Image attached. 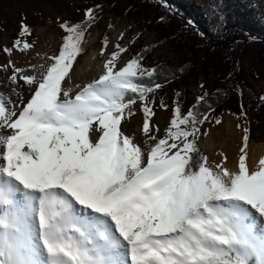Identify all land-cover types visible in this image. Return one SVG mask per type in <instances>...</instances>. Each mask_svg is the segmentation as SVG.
Instances as JSON below:
<instances>
[{
	"label": "snow or ice",
	"instance_id": "6c2138e0",
	"mask_svg": "<svg viewBox=\"0 0 264 264\" xmlns=\"http://www.w3.org/2000/svg\"><path fill=\"white\" fill-rule=\"evenodd\" d=\"M102 11L97 2L80 22L57 18L62 43L42 63L12 59L35 47L26 17L0 49L9 57L0 64V264H264V159L249 168L247 128L235 170L226 156L212 166L200 153L211 119L197 114L204 95L186 112L174 102L158 136L149 94L163 85L142 52L125 58L136 40L110 48L105 36L102 74L74 83ZM215 15L225 19L218 7ZM138 101L143 147L121 127Z\"/></svg>",
	"mask_w": 264,
	"mask_h": 264
},
{
	"label": "rangeland",
	"instance_id": "374dc122",
	"mask_svg": "<svg viewBox=\"0 0 264 264\" xmlns=\"http://www.w3.org/2000/svg\"><path fill=\"white\" fill-rule=\"evenodd\" d=\"M84 2H88V5L90 4L92 6L97 2L102 4L103 11L100 13L102 19L88 31L85 53L77 58V63L73 66L74 70L82 64V58L87 55V46L91 38L99 35L100 41L93 47H102L103 38L107 36L111 41L114 33L119 30H123L125 33L124 40H119V43L123 44L128 40H136L135 44L129 45L131 52L130 55H126V59L131 58L132 55H136L138 52H142L144 55L143 63L147 68H154L155 65L163 63L160 61H165L172 67L179 66L181 61L183 62L186 59L194 63L195 70L193 73L187 74V81L184 84L180 83L179 80L171 87L163 86L161 90L158 89L149 94V99L153 101V109L155 112L152 122L159 128L160 131L156 133L159 136L165 134L171 118V109L168 108L166 110L160 107L162 103H167L160 98L161 92L164 95L172 97L174 102H180L183 99L181 91L185 89L187 94V111L190 106L196 103L198 96H214L222 93L225 89L232 88L230 79L221 80L212 71H208L207 74L209 75L204 74L203 71L206 66V58L204 55L178 48L175 49L172 46L171 40H161L157 30L144 26V21L129 18L127 14H123L121 17L116 16L111 11V6L104 0H0V6H2L0 8V49L12 46L20 32V23L24 17H26L24 23L28 24L33 30L32 40L35 41V47L32 50H38L41 31L54 38V41L60 47L62 41L61 32L56 23L57 18L70 22H80L81 17L77 14L76 9L87 6ZM165 5L170 7L168 4ZM109 24L112 25L111 28L108 27ZM23 39H28V37H23ZM256 52L257 48H252L251 54L243 58L244 65L242 70L245 74L246 81L253 89V91L244 89V95L249 99H253L254 94L259 95V97L264 96V72L261 76L256 75L257 72L250 64L251 57L255 56ZM16 54H21L25 59L29 58L26 54L17 52L12 56L13 60ZM8 59L9 57L0 51V64L7 63ZM2 74L5 75L6 72ZM200 85H204V87L201 88ZM177 93L180 95L177 96ZM140 107L141 105L138 101L137 105H133L136 114L132 118H129L127 123L122 121L121 125L124 133L133 137L134 142L139 141L140 138L143 139L142 123L144 117ZM210 117L211 119L201 127V131L207 132V135H202L197 142L202 154L208 157L210 165L214 166L224 156L227 157L225 166L229 165V156L233 143V148L238 150L237 154H241L240 148L243 146L244 128L249 130L247 148H254L257 145L264 144V131L260 130L257 133H253V126L245 116L236 117L224 113L219 118L221 120V124L219 125L215 124L216 118L214 117V113H211ZM238 124L240 125L239 128L237 127ZM41 258L47 259L43 251L41 252Z\"/></svg>",
	"mask_w": 264,
	"mask_h": 264
},
{
	"label": "trees",
	"instance_id": "16d2710c",
	"mask_svg": "<svg viewBox=\"0 0 264 264\" xmlns=\"http://www.w3.org/2000/svg\"><path fill=\"white\" fill-rule=\"evenodd\" d=\"M104 1L111 6V11L116 16L127 14L129 18L144 21V26L156 29L160 39L171 40L175 49L204 55L206 58L204 74L209 75L208 71H212L221 80H231L232 88L205 97V102L198 106V115L207 112L209 116L214 113L215 118H221L224 113L236 117L245 116L253 126V133L264 131V102L260 100L259 95L254 94L253 99L244 95V89L250 91L253 89L246 81L242 70L243 58L251 54L252 48H257L250 64L257 72L256 75L261 76L264 72V0ZM84 3L87 6L76 9L80 20L83 19V9L92 6L88 5V2ZM217 7L223 10L225 17L223 22L216 19ZM160 17H164L162 23L158 22ZM87 35L88 33L81 55L85 53ZM160 62L163 63L154 66L157 73L154 80L166 87L173 86L179 80L184 84L187 81V74L195 70L194 63L189 59L181 61L177 67H172L165 61ZM181 95L183 99L180 103L186 112L185 89L181 91ZM160 98L167 102L165 105H168L169 109L173 107L172 97L161 92ZM200 153L202 154L201 151Z\"/></svg>",
	"mask_w": 264,
	"mask_h": 264
},
{
	"label": "bare ground",
	"instance_id": "6f19581e",
	"mask_svg": "<svg viewBox=\"0 0 264 264\" xmlns=\"http://www.w3.org/2000/svg\"><path fill=\"white\" fill-rule=\"evenodd\" d=\"M121 32H124L123 30H119L118 32L114 33V36L111 38V45H114L117 43L119 34ZM40 41L38 44V50H31L29 53L26 55L29 57L25 59L21 54H16L15 55V62L17 66L28 68L29 64H39L42 63L43 60L42 58L45 57L46 55H53L58 53L59 45L56 44L54 41V38L48 36L45 32L41 31V36H40ZM100 41L99 35H96L95 37L91 38L89 44H88V53L87 55L82 58V64L79 65L78 68L74 70V83H79L81 85L89 83L99 77L100 74H102V66L103 62L105 60V56L100 55V49L101 47H93L96 46ZM91 48V49H90ZM39 53V56L36 54ZM31 71V69H29ZM7 75V73L4 75L0 73V78H3ZM6 91V89H5ZM25 95L27 93L25 92ZM5 99H7V96H5ZM159 136V134H157ZM136 143L140 144L143 147V139H139V141H135ZM203 147V146H202ZM234 143L231 146V154L229 156V161L230 164L225 166L229 168L230 170H235L237 166V162L239 159L238 150L234 149ZM247 164L251 170H257L258 169V164L260 159H264V144H260L255 146L254 148H247ZM18 200L22 201V197L19 195L17 196ZM259 219V218H258ZM261 224H264V221H261ZM43 259V258H41ZM46 260V259H44Z\"/></svg>",
	"mask_w": 264,
	"mask_h": 264
}]
</instances>
